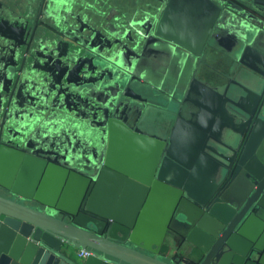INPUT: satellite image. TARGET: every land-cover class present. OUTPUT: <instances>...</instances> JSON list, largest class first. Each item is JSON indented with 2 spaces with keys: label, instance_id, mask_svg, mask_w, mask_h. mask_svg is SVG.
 I'll return each mask as SVG.
<instances>
[{
  "label": "water",
  "instance_id": "1",
  "mask_svg": "<svg viewBox=\"0 0 264 264\" xmlns=\"http://www.w3.org/2000/svg\"><path fill=\"white\" fill-rule=\"evenodd\" d=\"M16 3L0 264H264V0H156L119 28L77 0ZM217 54L222 81L202 74Z\"/></svg>",
  "mask_w": 264,
  "mask_h": 264
},
{
  "label": "crops",
  "instance_id": "2",
  "mask_svg": "<svg viewBox=\"0 0 264 264\" xmlns=\"http://www.w3.org/2000/svg\"><path fill=\"white\" fill-rule=\"evenodd\" d=\"M18 5H22L23 0H16ZM40 0H33L36 5ZM156 0H77L79 8L87 14V16L96 17L99 22L104 24L106 27L119 28L122 24L127 22L128 16L131 14L139 15L147 6ZM223 55L217 54L211 60V65L214 68L206 67L203 69V76L210 77L212 73L218 69H225L224 62L225 58ZM163 121V120H162ZM163 251L171 257L172 255H187L192 261H198L201 257L199 251L194 253L179 252L177 250H168L167 246H163ZM176 251V252H175Z\"/></svg>",
  "mask_w": 264,
  "mask_h": 264
},
{
  "label": "rangeland",
  "instance_id": "3",
  "mask_svg": "<svg viewBox=\"0 0 264 264\" xmlns=\"http://www.w3.org/2000/svg\"><path fill=\"white\" fill-rule=\"evenodd\" d=\"M213 68H214V66H213ZM222 71H223L222 69H218L216 72L212 73V76H210L208 78L213 80V81H222V80L225 79V77L223 76ZM211 77H215V78H211Z\"/></svg>",
  "mask_w": 264,
  "mask_h": 264
},
{
  "label": "built area",
  "instance_id": "4",
  "mask_svg": "<svg viewBox=\"0 0 264 264\" xmlns=\"http://www.w3.org/2000/svg\"><path fill=\"white\" fill-rule=\"evenodd\" d=\"M77 254L78 256L84 257V256L91 254V252L87 249H79L77 250Z\"/></svg>",
  "mask_w": 264,
  "mask_h": 264
},
{
  "label": "flooded vegetation",
  "instance_id": "5",
  "mask_svg": "<svg viewBox=\"0 0 264 264\" xmlns=\"http://www.w3.org/2000/svg\"><path fill=\"white\" fill-rule=\"evenodd\" d=\"M222 57H224V58H225V56H222ZM174 250H176V249L174 248Z\"/></svg>",
  "mask_w": 264,
  "mask_h": 264
}]
</instances>
